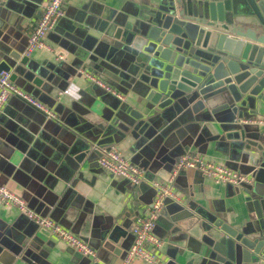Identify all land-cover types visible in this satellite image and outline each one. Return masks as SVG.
I'll return each mask as SVG.
<instances>
[{
    "label": "crops",
    "instance_id": "obj_1",
    "mask_svg": "<svg viewBox=\"0 0 264 264\" xmlns=\"http://www.w3.org/2000/svg\"><path fill=\"white\" fill-rule=\"evenodd\" d=\"M46 1L6 0L0 7V63L12 53L28 55V36ZM161 6L162 0H66L65 16L46 36L50 49L29 54L30 80L18 75L15 81L52 107L58 118H46L17 97L0 113V184L89 241L105 264H124L133 243L131 223L154 199L147 183L132 185L99 166L105 149L117 147L140 163L150 184L167 181L187 150L228 166H236L239 157L238 148L223 136L238 117L237 110L215 107V118L205 115V120L185 109L167 119L154 118L151 112L135 120L127 112L128 107H139L138 96L128 61L114 48L119 46L115 32L125 22L150 21ZM79 67L123 91V99L96 86ZM226 185L192 168L180 171L175 181L181 200L204 207L229 208L233 198L226 196ZM115 224L129 226L120 256L104 248L106 233ZM155 231L162 237L163 227L156 225ZM89 260L16 207L0 205V264Z\"/></svg>",
    "mask_w": 264,
    "mask_h": 264
},
{
    "label": "water",
    "instance_id": "obj_2",
    "mask_svg": "<svg viewBox=\"0 0 264 264\" xmlns=\"http://www.w3.org/2000/svg\"><path fill=\"white\" fill-rule=\"evenodd\" d=\"M154 15L115 32L114 48L126 57L138 96L139 107L127 112L135 120L151 112L167 119L185 109L205 120L215 118V107L237 110L223 135L239 150L229 167L251 177L226 185L229 208L164 199L156 224L163 227L166 264H264V126L243 121L264 107V0H162ZM11 57L0 71L30 80L29 55ZM146 180L139 186L147 183L155 197ZM128 233L129 226L113 225L104 248L120 256ZM89 258L88 264H105L98 255Z\"/></svg>",
    "mask_w": 264,
    "mask_h": 264
},
{
    "label": "built area",
    "instance_id": "obj_3",
    "mask_svg": "<svg viewBox=\"0 0 264 264\" xmlns=\"http://www.w3.org/2000/svg\"><path fill=\"white\" fill-rule=\"evenodd\" d=\"M6 0H0V7ZM66 0H47L41 7V16L33 25L28 36L27 54L50 46L46 42L47 34L55 29L59 20L65 16ZM87 79L104 87L108 92L123 99L124 95L106 82L93 71L80 70ZM68 92L59 91L58 95ZM17 97L42 112L48 119H57L56 111L41 101L31 92L18 85L11 79V72L0 71V113L3 112L9 100ZM246 123L264 125V113L243 120ZM98 164L113 175L126 178L132 185L139 186L146 180L145 170L126 158L117 147L105 149L98 158ZM192 168L199 171L203 176L209 177L216 183L232 184L238 186L251 181V177L240 170L230 168L208 159L202 153L187 150L179 157L170 178L167 181H152L151 185L156 190V196L152 203L139 211L131 223L133 243L124 259V264H133L135 260H141L147 264H166L163 253L164 240L156 233V220L161 212L166 197L181 200L182 195L176 190L175 181L181 170ZM0 205L14 206L37 226L50 231L56 238L64 241L71 249L83 256L96 257L97 251L89 241L61 224L56 219L44 216L31 208L26 199L15 193L8 186L0 184Z\"/></svg>",
    "mask_w": 264,
    "mask_h": 264
},
{
    "label": "clouds",
    "instance_id": "obj_4",
    "mask_svg": "<svg viewBox=\"0 0 264 264\" xmlns=\"http://www.w3.org/2000/svg\"><path fill=\"white\" fill-rule=\"evenodd\" d=\"M76 99H79V97L77 96Z\"/></svg>",
    "mask_w": 264,
    "mask_h": 264
}]
</instances>
